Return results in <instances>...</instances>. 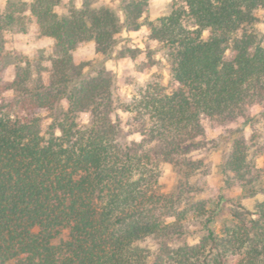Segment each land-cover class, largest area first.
Masks as SVG:
<instances>
[{"label":"trees","instance_id":"obj_1","mask_svg":"<svg viewBox=\"0 0 264 264\" xmlns=\"http://www.w3.org/2000/svg\"><path fill=\"white\" fill-rule=\"evenodd\" d=\"M118 2L122 17L94 0L0 5V264H264V198L250 207L226 193L254 181L246 139L222 158L216 201L195 198L191 183L204 121H236L264 99V0H171L153 18L148 0ZM144 25L170 77L121 101L104 63L123 29ZM32 26L52 52L14 49ZM86 44L100 58L79 64ZM155 53L148 64L161 66ZM163 163L178 172L173 190Z\"/></svg>","mask_w":264,"mask_h":264},{"label":"rangeland","instance_id":"obj_2","mask_svg":"<svg viewBox=\"0 0 264 264\" xmlns=\"http://www.w3.org/2000/svg\"><path fill=\"white\" fill-rule=\"evenodd\" d=\"M76 6L79 0H74ZM148 10L146 16L149 18L167 14L170 10L171 0H148ZM3 0H0V5ZM96 5H106L115 9L122 17L118 0H94ZM256 15L261 22L258 27L264 33V7L256 10ZM207 35V32L205 33ZM14 49L24 55L33 57L38 54H49L53 51L51 39L40 34L35 26L30 28L28 35ZM126 49H132L133 56ZM156 50L155 56L163 58L161 66H150L147 60V51ZM75 61L79 64L90 63L100 58L91 44L81 45L74 51ZM107 75L111 77L115 86V95L121 101H128L135 89L145 85L154 76L163 77L168 80L170 77L169 68L161 50H158L155 40L149 37V31L144 25L138 31L123 29L119 37L118 45L114 56L104 63ZM12 67L8 65L4 70V77L10 80ZM83 121H89L90 116L83 114ZM125 120L128 115H124ZM206 144L197 150L194 155L204 159L203 167L192 176L191 183L194 184L195 198L213 202L218 199L220 187L224 184V174L222 172V158L230 147V142L236 136H243L250 148V159L254 181L247 189H242L239 185L233 184L226 193L231 197L241 198L248 206L264 198V99L251 105L245 116L236 121L216 124L205 120ZM241 129V130H240ZM135 139H140L135 133ZM160 182L164 190H173L178 184V172L171 163H163L161 169ZM245 193V194H244ZM222 217L218 223H222ZM180 243V242H177ZM142 245L155 249L157 243L152 240L142 242Z\"/></svg>","mask_w":264,"mask_h":264}]
</instances>
